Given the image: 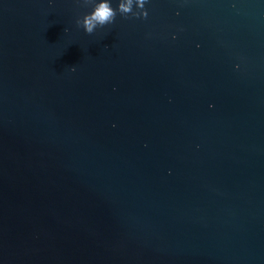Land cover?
<instances>
[{
    "label": "water",
    "instance_id": "obj_1",
    "mask_svg": "<svg viewBox=\"0 0 264 264\" xmlns=\"http://www.w3.org/2000/svg\"><path fill=\"white\" fill-rule=\"evenodd\" d=\"M100 2L0 0V264H264V0Z\"/></svg>",
    "mask_w": 264,
    "mask_h": 264
},
{
    "label": "clouds",
    "instance_id": "obj_2",
    "mask_svg": "<svg viewBox=\"0 0 264 264\" xmlns=\"http://www.w3.org/2000/svg\"><path fill=\"white\" fill-rule=\"evenodd\" d=\"M147 0H140L139 6L144 8ZM131 0H129V5L126 6L123 2H119L118 10L121 13H127L131 11ZM117 15V9H114L111 6L110 0H101L94 9L84 15L82 21V27L85 29L86 33L92 34L97 26L104 27L108 24H111L115 21ZM147 11H144L143 16L147 17ZM139 17V16H137ZM77 25L81 26V21L77 20ZM75 67L72 68V71H75Z\"/></svg>",
    "mask_w": 264,
    "mask_h": 264
}]
</instances>
